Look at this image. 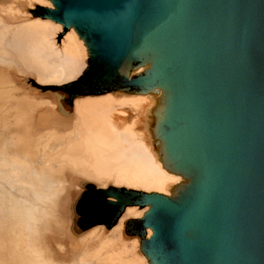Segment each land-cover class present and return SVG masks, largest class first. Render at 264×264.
Returning a JSON list of instances; mask_svg holds the SVG:
<instances>
[{
	"label": "water",
	"instance_id": "obj_1",
	"mask_svg": "<svg viewBox=\"0 0 264 264\" xmlns=\"http://www.w3.org/2000/svg\"><path fill=\"white\" fill-rule=\"evenodd\" d=\"M52 1L56 9L44 7L42 17L75 26L90 47L72 81L86 74L88 83L65 84L75 96L171 93L165 148L193 181L180 200L105 190L114 223L127 206H150L126 229L157 264H264V0ZM142 53L154 58L152 70L120 73Z\"/></svg>",
	"mask_w": 264,
	"mask_h": 264
},
{
	"label": "bare ground",
	"instance_id": "obj_2",
	"mask_svg": "<svg viewBox=\"0 0 264 264\" xmlns=\"http://www.w3.org/2000/svg\"><path fill=\"white\" fill-rule=\"evenodd\" d=\"M44 7L56 9L52 0H10L0 7V107L10 104L0 112V264H36L24 242L26 232L42 240L39 264H157L143 249L142 239L125 232L128 222L143 217L150 206H127L114 223L105 190L112 184L176 200L187 191L194 176L175 166L163 139L171 93L156 86L148 91L76 95L71 114L60 95L52 110L34 115L40 102L31 95L16 94L19 86L12 72L32 79L39 88H54L78 79L90 59L86 38L75 26L65 31L61 22L42 17ZM153 66L154 58L142 53L138 62L127 58L120 73L137 76ZM8 111L23 113L17 134L9 129L18 119L7 122ZM19 139L28 149L39 142L37 161L19 148ZM37 166L47 172L46 181ZM70 177L98 184L85 206L93 226L72 235L69 250L57 239L58 249H54L48 233L69 230L59 208ZM18 184L31 186L48 203L35 228V220L15 192ZM146 232L147 238L154 234L150 227Z\"/></svg>",
	"mask_w": 264,
	"mask_h": 264
},
{
	"label": "rangeland",
	"instance_id": "obj_3",
	"mask_svg": "<svg viewBox=\"0 0 264 264\" xmlns=\"http://www.w3.org/2000/svg\"><path fill=\"white\" fill-rule=\"evenodd\" d=\"M10 0H0V7L1 6H7L9 5ZM34 15H37L35 13V10H32ZM13 78L14 83L19 86L16 90V94L19 95H31L33 98L38 100L40 103L36 105L32 111L34 115H40L42 112H49L53 108V104H55L58 100V96H62V102L67 111L71 114L73 112V99L75 96V89L68 87V85H61L54 88L50 87H44L39 88L36 83L32 79H24L20 76H17L14 72ZM2 102V101H0ZM43 102V103H41ZM1 104V103H0ZM10 105V104H8ZM8 105H4L0 107V112L7 108ZM8 114V116H7ZM11 115V116H10ZM6 121L7 122H13L15 118L18 119L16 124H12L9 131L13 133H19L22 128L20 125V120L23 118V113L17 112V113H6ZM9 118V119H8ZM39 142L35 144V146L32 149H28L25 147V143L23 139H19V148L21 150L27 151L32 161H37L40 152H39ZM37 170H39L40 177L43 181H46L48 179V174L45 170L39 169L40 167H36ZM81 173V172H80ZM80 184V187L78 186ZM112 184H109L108 189H116L118 187L111 186ZM98 184L96 183H89L85 180L79 181L76 178H69V184L67 191L63 195V199L60 203L59 211L65 216L68 220V232L65 233L57 232H51L48 233V240L52 244V247L54 249H58L57 246V240H62L65 244L66 248L69 250L71 246V236L72 235H79L90 229L93 225L88 220L86 214H85V206L86 203L89 200L90 193H93L97 190ZM121 188V187H120ZM124 188V187H122ZM127 189V188H125ZM16 194L18 195L19 199L22 202V206L27 212L28 215L33 218L34 224L33 228H35L38 217L42 216L43 212L46 210L48 203L44 202L40 197L37 196L35 191L31 186L25 185V184H18L16 186L15 190ZM111 197V196H109ZM108 197V200L111 201ZM128 237L133 236H139L136 234L131 233L129 230H125ZM140 237V236H139ZM142 238V237H140ZM57 239V240H56ZM24 242L31 248L32 250V257L31 259L36 262V264H39L40 259L42 258L41 249L42 247V240L39 238L36 234L32 232H26L24 236ZM42 246V247H41ZM45 254V253H44Z\"/></svg>",
	"mask_w": 264,
	"mask_h": 264
},
{
	"label": "trees",
	"instance_id": "obj_4",
	"mask_svg": "<svg viewBox=\"0 0 264 264\" xmlns=\"http://www.w3.org/2000/svg\"><path fill=\"white\" fill-rule=\"evenodd\" d=\"M87 83L88 82L86 80V74H85V76L84 75L82 76V79H79V80H77L75 82H72L71 86L77 87L79 84L86 85Z\"/></svg>",
	"mask_w": 264,
	"mask_h": 264
}]
</instances>
